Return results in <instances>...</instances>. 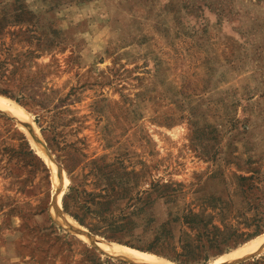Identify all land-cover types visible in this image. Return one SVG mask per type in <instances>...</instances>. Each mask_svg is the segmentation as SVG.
<instances>
[{
    "label": "rangeland",
    "instance_id": "obj_1",
    "mask_svg": "<svg viewBox=\"0 0 264 264\" xmlns=\"http://www.w3.org/2000/svg\"><path fill=\"white\" fill-rule=\"evenodd\" d=\"M7 85L89 228L0 113V264L253 256L224 258L264 234V0H0Z\"/></svg>",
    "mask_w": 264,
    "mask_h": 264
},
{
    "label": "bare ground",
    "instance_id": "obj_2",
    "mask_svg": "<svg viewBox=\"0 0 264 264\" xmlns=\"http://www.w3.org/2000/svg\"><path fill=\"white\" fill-rule=\"evenodd\" d=\"M0 113L11 116L15 119V121H18L21 125L20 129L25 133V135L29 139L30 144L32 145V147L34 149H36L37 153L40 154L41 156L43 155L44 157H46L49 161L52 162L53 165L56 166V172L53 174H54V181H55L56 187H57V183H58L59 178L61 176V173L59 172L60 170H59V168H57L56 162L53 161L52 159H50V157L47 155V153L43 149L44 145L42 146L41 140L39 139L41 137H39L37 132L33 129V127L31 125H29L26 120L23 119L25 113L18 107V105L11 103L2 97H0ZM24 118H26V117H24ZM61 182H62V179L60 178V183H59L60 187H58V189L56 190V196L54 198L55 204L52 206L51 213L53 214V217L55 218L57 223L62 225L63 228L65 227L67 229L74 230V232H76L78 234L81 231L78 229L77 224L70 217H68L65 213H63L61 208H60L59 201H60L61 195L63 194V192L66 188L67 180L65 179L63 184H61ZM70 233H72V232H70ZM80 234L83 235L82 233H80ZM80 234H78V236ZM81 237H83V236H81ZM86 237H87V235H86ZM83 240H84V237H83ZM87 242H89V241L87 240ZM91 242H93V241H91ZM90 244H93V243H90ZM96 245L102 251H105L106 252L105 254L108 253V254L117 256V258L120 257V258L129 260V261H132L134 263H137V264H171L168 260L161 258V257H158L156 255L149 254L146 252L131 250L129 248L118 246L115 244H109L106 242L96 240ZM262 251H264V234L257 237L253 241L248 242L247 244L242 246V248L237 250L236 252L225 255L224 258L226 261H230L233 259L236 260L238 258L240 259V258L248 256V255L258 254ZM110 257H112V256H110Z\"/></svg>",
    "mask_w": 264,
    "mask_h": 264
},
{
    "label": "trees",
    "instance_id": "obj_3",
    "mask_svg": "<svg viewBox=\"0 0 264 264\" xmlns=\"http://www.w3.org/2000/svg\"><path fill=\"white\" fill-rule=\"evenodd\" d=\"M9 85H7L5 88H0V94H3V95H6V96H9V97H12L13 96V93L12 92H15L13 89H10V87H8ZM11 92V93H10ZM17 92H20V89L17 91ZM12 94V95H11ZM19 94H21V93H19ZM21 104V103H20ZM22 134V133H21ZM21 139H23L24 141L26 140V138H25V136L22 134L21 135ZM27 141V140H26ZM25 141V142H26ZM27 143H28V141H27ZM28 145H29V143H28ZM27 145V149H28V152H27V154L29 155V156H32V158H34V159H36V160H41L36 154H35V152H34V150L31 148V146L29 145L28 146ZM30 147V148H29ZM41 163H42V165H44L45 163L41 160ZM46 166V165H45ZM68 189H71L69 186H68ZM67 196V194H65L63 197H66ZM62 207H63V210L70 216V217H72L75 221H77L79 224H81L82 226H86V227H88L75 213H73L72 212V210L70 209V207H69V204L67 203V202H65L64 200L62 201ZM89 228V227H88ZM91 230V229H90ZM212 241H209L208 243H211ZM196 247V246H195ZM199 248H201L202 249V246L201 247H198L197 246V249H199ZM183 249H185L186 250V253H188V254H191L190 255V261H192V262H195V263H200V262H202V263H204V262H206L208 259H210V258H212V257H216V256H218V255H220L221 253L219 252H217V253H215V254H213L212 255V257H208L207 255H205L204 253L203 254H198V253H194V252H192V251H190L189 250V246H187V245H185L184 244V246H183ZM204 249V248H203ZM254 262V264H262V263H264V256L263 257H260L259 259H256L255 261H253ZM183 264H186V263H183Z\"/></svg>",
    "mask_w": 264,
    "mask_h": 264
},
{
    "label": "water",
    "instance_id": "obj_4",
    "mask_svg": "<svg viewBox=\"0 0 264 264\" xmlns=\"http://www.w3.org/2000/svg\"><path fill=\"white\" fill-rule=\"evenodd\" d=\"M54 196H55V193L54 194H52V196H51V205L53 204V202H54ZM263 253V252H262ZM258 255V254H257ZM254 256H256V255H253V256H250V257H247V258H244V259H241V260H238V261H232V262H227V263H217V264H238V263H241V262H243V261H246L247 259H250V258H252V257H254ZM127 262V261H126ZM129 263V262H128ZM131 264V263H130Z\"/></svg>",
    "mask_w": 264,
    "mask_h": 264
}]
</instances>
